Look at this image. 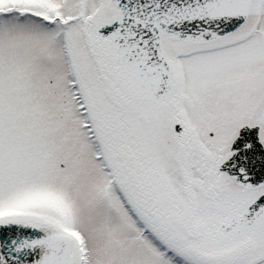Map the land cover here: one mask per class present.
I'll return each instance as SVG.
<instances>
[{"label":"snow or ice","instance_id":"snow-or-ice-1","mask_svg":"<svg viewBox=\"0 0 264 264\" xmlns=\"http://www.w3.org/2000/svg\"><path fill=\"white\" fill-rule=\"evenodd\" d=\"M0 264H264V0H0Z\"/></svg>","mask_w":264,"mask_h":264}]
</instances>
